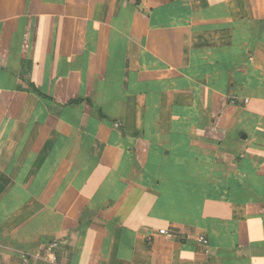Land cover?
<instances>
[{"label": "crops", "instance_id": "1", "mask_svg": "<svg viewBox=\"0 0 264 264\" xmlns=\"http://www.w3.org/2000/svg\"><path fill=\"white\" fill-rule=\"evenodd\" d=\"M24 259L264 264V0H0V264Z\"/></svg>", "mask_w": 264, "mask_h": 264}, {"label": "built area", "instance_id": "2", "mask_svg": "<svg viewBox=\"0 0 264 264\" xmlns=\"http://www.w3.org/2000/svg\"><path fill=\"white\" fill-rule=\"evenodd\" d=\"M243 103L244 104H247V100H245ZM115 127H118V125L115 124ZM159 233L162 234V235L166 234V232L164 230H161ZM197 242L199 244H201L204 248H207L208 242H207V240L204 237H199L197 239ZM51 250H52V246H48L47 249H46V252L48 253L47 261H49V262H55L56 259L51 254ZM205 253H208V250L207 249H206ZM23 264H28V260L27 259H24L23 260Z\"/></svg>", "mask_w": 264, "mask_h": 264}]
</instances>
